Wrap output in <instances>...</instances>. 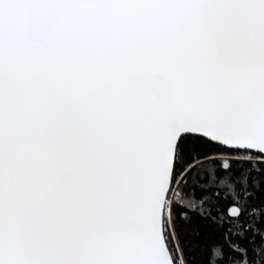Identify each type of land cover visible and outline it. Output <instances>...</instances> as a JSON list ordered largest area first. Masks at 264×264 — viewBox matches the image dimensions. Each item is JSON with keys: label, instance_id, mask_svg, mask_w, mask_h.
<instances>
[{"label": "snow or ice", "instance_id": "snow-or-ice-1", "mask_svg": "<svg viewBox=\"0 0 264 264\" xmlns=\"http://www.w3.org/2000/svg\"><path fill=\"white\" fill-rule=\"evenodd\" d=\"M180 184L264 264V0H0V264H189Z\"/></svg>", "mask_w": 264, "mask_h": 264}, {"label": "trees", "instance_id": "trees-1", "mask_svg": "<svg viewBox=\"0 0 264 264\" xmlns=\"http://www.w3.org/2000/svg\"><path fill=\"white\" fill-rule=\"evenodd\" d=\"M215 155L227 154L216 153ZM175 191L180 193L179 206L192 216L191 223L188 224L185 233L186 240L192 244L191 251L188 253L189 264H204L207 260V246L219 240L221 233L217 230L214 223L199 215L200 208L206 205H201L195 186L189 189L187 186L180 184L175 186ZM260 201H264V191L257 190L256 202L259 203ZM193 203L196 205L195 208L191 207ZM222 227L226 229L231 227V225L225 223ZM245 243L248 245L251 254V250L258 247L259 238L245 241Z\"/></svg>", "mask_w": 264, "mask_h": 264}]
</instances>
